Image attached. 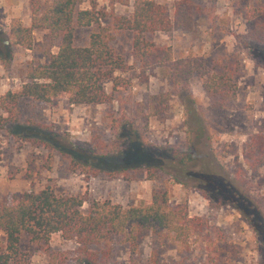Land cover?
Segmentation results:
<instances>
[{"label": "rangeland", "instance_id": "rangeland-1", "mask_svg": "<svg viewBox=\"0 0 264 264\" xmlns=\"http://www.w3.org/2000/svg\"><path fill=\"white\" fill-rule=\"evenodd\" d=\"M80 1V9H89L94 2L107 13L105 23L112 16L132 14L133 0L128 5L120 4L122 0ZM154 1L164 5L171 18L179 0ZM15 18L29 27L30 0H0L3 33ZM259 25L264 31V0H195L190 31L148 36L159 46H169L175 59H189L204 71L229 68L236 85V103L230 110L213 105L197 73L187 87L169 84L162 69L142 74L131 55V33L115 32L111 47L127 63L126 71L116 75L126 80V90L113 94L109 103L90 106L71 105L66 95L50 104L22 99L18 122L0 129V205L46 187L57 196H82L86 203L109 200L124 208L144 207L153 192H166L171 206L183 205L189 217L205 222L190 237L189 250L178 253L167 234L144 230L135 253L118 237L109 249L99 250L100 264H264V236L259 240L231 206L207 199L168 174L155 172L150 179L144 167L125 164L134 155V143L179 151L189 145L211 153L223 176L264 219V161L251 166L244 156L251 139L264 134V41L250 37ZM92 31L76 28L73 44L86 46ZM4 38L0 37V96L17 90L25 82L27 68L46 64L59 45L46 30L33 31L31 49H10ZM105 88L111 94V84ZM158 94L168 95L167 107L147 117L148 99ZM1 117L5 115L0 110V121ZM4 245L0 231V248ZM76 249L59 234L52 235L47 245L32 243L27 234L20 240L29 264H52V258L54 264H74Z\"/></svg>", "mask_w": 264, "mask_h": 264}, {"label": "trees", "instance_id": "trees-1", "mask_svg": "<svg viewBox=\"0 0 264 264\" xmlns=\"http://www.w3.org/2000/svg\"><path fill=\"white\" fill-rule=\"evenodd\" d=\"M128 5L129 0L119 1ZM80 0H30V25L24 27L19 19H11L5 36L10 49H31L33 31L46 30L59 39L56 54L44 65H30L25 82L17 90L0 96V129L18 122V104L22 99L50 104L66 95L71 105H101L109 103L113 94L126 90V80L116 75L125 72L127 63L112 47L114 33H131V55L142 74L151 69H162L169 84L187 87L194 73L200 75L201 87L213 105L230 110L236 103V85L233 73L223 67L218 71H204L189 59H175L169 46H159L148 39L157 32L190 31L193 26L195 0H179L173 6V15L154 0H133L132 14L110 16L90 4L80 9ZM76 28H92L89 42L84 47L73 44ZM257 41H264L262 26L250 33ZM3 39V38H2ZM146 79V77H145ZM111 84V94L105 88ZM166 94L148 99L146 116H156L167 107ZM199 131V130H197ZM198 137V136H197ZM147 147L135 144L134 155L125 162L127 167L168 174L175 182L200 191L207 197L235 209L256 237L264 236V219L255 204L223 176L221 166L210 153L185 146L183 150L165 147ZM248 165L264 161V134L256 135L244 153ZM1 161V151H0ZM124 167V169H127ZM138 167V168H139ZM124 169L119 171H124ZM86 203L82 196H57L49 187L38 192L27 191L0 205V231L5 245L0 248V264H29L20 250L22 234L35 244L47 245L52 235L59 234L65 241L77 245L74 264H100L99 250L109 249L118 237L124 238L132 253L137 249V238L142 231L165 233L178 253L188 251L190 237L205 226L203 219L189 217L185 206H171L166 192H153L149 203L122 207L109 200ZM52 258V264H54ZM156 264V263H152Z\"/></svg>", "mask_w": 264, "mask_h": 264}]
</instances>
